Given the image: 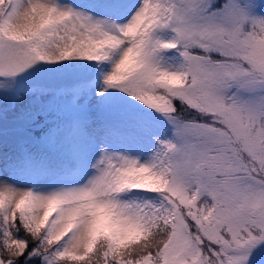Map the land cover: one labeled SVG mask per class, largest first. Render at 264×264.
I'll return each mask as SVG.
<instances>
[{"label":"snow or ice","instance_id":"6c2138e0","mask_svg":"<svg viewBox=\"0 0 264 264\" xmlns=\"http://www.w3.org/2000/svg\"><path fill=\"white\" fill-rule=\"evenodd\" d=\"M0 264H264V0H0Z\"/></svg>","mask_w":264,"mask_h":264}]
</instances>
